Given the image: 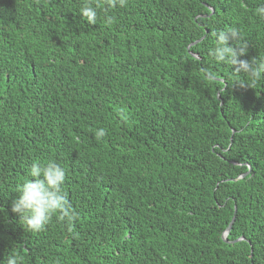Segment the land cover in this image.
<instances>
[{
	"label": "trees",
	"instance_id": "obj_1",
	"mask_svg": "<svg viewBox=\"0 0 264 264\" xmlns=\"http://www.w3.org/2000/svg\"><path fill=\"white\" fill-rule=\"evenodd\" d=\"M260 6L0 0V261L264 264V78L209 55L237 27L241 59L264 56ZM49 161L74 217L32 232L11 205Z\"/></svg>",
	"mask_w": 264,
	"mask_h": 264
},
{
	"label": "clouds",
	"instance_id": "obj_2",
	"mask_svg": "<svg viewBox=\"0 0 264 264\" xmlns=\"http://www.w3.org/2000/svg\"><path fill=\"white\" fill-rule=\"evenodd\" d=\"M108 7H124L126 0H105ZM99 5L86 2L80 9L82 17L89 24H95L98 18ZM257 15L264 17V6L257 8ZM215 38L214 46L209 55L217 63L231 66L237 76L247 77L255 82L264 78V56L251 60L241 59L248 52V44L243 40L240 29L227 27L217 29L212 33ZM241 85L249 83L240 79ZM104 128L95 132L97 139L106 135ZM29 178L17 189V197L12 201L11 211L21 216L23 226L32 232L43 230L54 216L71 222L74 211L68 202L63 185L66 180V170L60 164L49 161L46 164L34 162L28 173ZM20 257L10 254L0 264H20Z\"/></svg>",
	"mask_w": 264,
	"mask_h": 264
},
{
	"label": "water",
	"instance_id": "obj_3",
	"mask_svg": "<svg viewBox=\"0 0 264 264\" xmlns=\"http://www.w3.org/2000/svg\"><path fill=\"white\" fill-rule=\"evenodd\" d=\"M245 175H247V174H245ZM236 213H237V209H235V215H236ZM235 221H236V216H234V218H233V220H232V222H231V224H230V226H229V228H228V230L226 232L225 238L228 235V233L230 232V230H231L232 226L234 225Z\"/></svg>",
	"mask_w": 264,
	"mask_h": 264
}]
</instances>
